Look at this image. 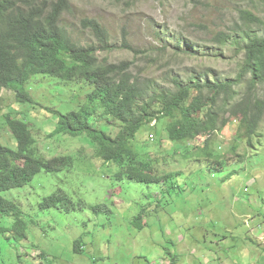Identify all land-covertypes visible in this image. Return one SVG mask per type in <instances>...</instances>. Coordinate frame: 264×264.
Returning <instances> with one entry per match:
<instances>
[{
  "label": "rangeland",
  "instance_id": "1",
  "mask_svg": "<svg viewBox=\"0 0 264 264\" xmlns=\"http://www.w3.org/2000/svg\"><path fill=\"white\" fill-rule=\"evenodd\" d=\"M240 9L264 17V0H72L63 23L81 41L92 36L81 23L88 17L105 25L119 45L126 35L134 52H103L102 62H130L137 78L172 88L171 78L187 80L194 68L237 78L241 56L227 48L219 59L206 58V49L214 48L213 33L228 32L238 21ZM180 41L182 51H177ZM249 80L237 89V101L249 97ZM26 89L36 103H18L14 92L2 91L0 143L17 149L5 125V117L13 114L29 123L40 156H71L74 162L59 175L42 172L31 184L3 193L22 209L28 239L18 243L12 233L1 239L0 264H164L168 253L177 256V264H264V121L254 135L238 137V121L225 114L228 124L210 135L213 149L223 155L221 170L202 159L203 151L195 153L205 139L189 143L186 154L187 144L172 143L165 129L157 135L155 125L145 128L135 143L137 152L164 175L182 174L171 195L162 185L117 182L119 168L95 158L85 138L51 135L57 119L51 110L80 109L91 90L87 85L38 76ZM257 91L264 96V85ZM104 123L95 125L120 134L118 125L111 130ZM63 192L74 202L73 210L68 205L41 209L46 199ZM141 216L144 227L137 230L133 221ZM2 224L12 229L14 219ZM78 243L83 253L75 251Z\"/></svg>",
  "mask_w": 264,
  "mask_h": 264
},
{
  "label": "trees",
  "instance_id": "2",
  "mask_svg": "<svg viewBox=\"0 0 264 264\" xmlns=\"http://www.w3.org/2000/svg\"><path fill=\"white\" fill-rule=\"evenodd\" d=\"M71 3L72 0H0V113L4 108L2 91L5 89L15 93L18 103H36L26 89L34 77L85 84L91 90L87 103L80 109L64 114L51 110L57 115L51 135L58 136L57 139L85 138L95 149V158L119 168L115 175L117 182L129 181L149 187L162 185L171 195L172 191L177 192L179 187L175 181L182 174L164 175L153 161L145 158L143 151L137 152L135 143L145 128L150 130L155 125L157 135L165 129L172 143L187 144L186 154H189V143L205 139L203 147L196 148L195 153L204 152L206 159H202L214 170H221L225 164L223 155L213 149L210 135L228 124L227 112L238 121V137L241 132L252 136L258 131L264 121V96L257 91L259 84L264 85V17L240 9L238 21L228 32L212 34L214 48L206 49V58L219 59L225 49H232L236 58L241 56L236 79L219 78L207 67L194 68L187 80L173 77L172 88H166L137 78L130 71V62H102L103 52L112 54L119 48L134 52L128 37L125 35L123 44L119 45L105 25L88 17L81 23L92 36L88 41H81L63 23ZM181 44V41L176 43L177 51H182ZM246 80L250 83L246 94L249 97L237 101L241 97L237 89ZM96 121H107L111 130L112 124L118 125L120 134L114 136L97 127ZM5 122L17 149L0 143V240L14 237L22 243L28 239L23 211L3 193L31 184L42 172L59 175L70 170L74 161L71 156L50 159L40 156L29 123L13 118V114L6 116ZM232 152L236 153L237 148ZM66 205L71 210L75 208L72 199L63 192L46 199L41 209L49 211ZM5 218L14 219L12 229L2 224ZM133 225L142 230L143 216L135 219ZM9 233L13 236L8 237ZM75 251L83 253V246L76 244ZM168 257V263L164 264H177L176 255L168 253Z\"/></svg>",
  "mask_w": 264,
  "mask_h": 264
}]
</instances>
